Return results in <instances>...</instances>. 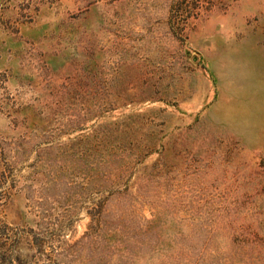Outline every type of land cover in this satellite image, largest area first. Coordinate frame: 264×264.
Wrapping results in <instances>:
<instances>
[{
    "label": "rangeland",
    "instance_id": "obj_1",
    "mask_svg": "<svg viewBox=\"0 0 264 264\" xmlns=\"http://www.w3.org/2000/svg\"><path fill=\"white\" fill-rule=\"evenodd\" d=\"M0 264H264V0H0Z\"/></svg>",
    "mask_w": 264,
    "mask_h": 264
}]
</instances>
